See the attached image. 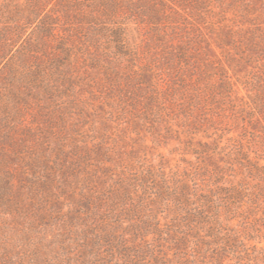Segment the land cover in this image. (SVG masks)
<instances>
[{"label":"trees","instance_id":"trees-1","mask_svg":"<svg viewBox=\"0 0 264 264\" xmlns=\"http://www.w3.org/2000/svg\"><path fill=\"white\" fill-rule=\"evenodd\" d=\"M0 264H264V0H0Z\"/></svg>","mask_w":264,"mask_h":264},{"label":"rangeland","instance_id":"rangeland-1","mask_svg":"<svg viewBox=\"0 0 264 264\" xmlns=\"http://www.w3.org/2000/svg\"><path fill=\"white\" fill-rule=\"evenodd\" d=\"M137 39V38H136ZM139 39V38H138ZM137 39V40H138ZM98 103H99V99L96 101V102H94V104H93V106H94V108H96V106L98 105ZM236 132H235V134H238L239 132H237V130H235ZM89 135H91V134H89ZM173 145L175 146V142L172 144H170V145H168V148H166V149H164V150H162L165 154H167V156L169 157V159H173L172 160V164H175L176 163V160H178V159H180V157H181V154H180V152L181 151H178V152H176L175 154H171L170 153V150L172 149V147H173ZM160 148H158L157 150H156V154L154 155V157H155V160L156 161H158L159 159H160ZM13 168H17V166H15V165H13ZM11 221H9V226H10V229L11 230H13V229H15V225L13 224V222H11ZM5 226H7V224L5 225ZM16 228H18V232H19V234L20 233H23V230H24V228L23 227H21V225H19V227H17L16 226ZM12 232H16V230L15 231H12ZM49 233H51V232H49V229L47 228H42L41 230H39L37 233H35V234H33V232H32V234H31V236H32V238H38L41 242L43 241V240H45V239H47V237H49L50 238V234ZM7 239V238H6ZM19 242H20V240H19ZM28 245V244H27ZM24 246V242L22 241V243H20V244H18V247L19 248H22ZM28 246H30V245H28ZM44 247V246H43ZM16 247H14V249H15ZM29 249H31L32 247H28ZM22 251H24V250H22ZM27 251H28V249H27ZM26 251V252H27ZM17 253H16V257H17ZM27 255H31V254H27ZM31 257H32V255H31ZM17 259V261L19 260L18 258H16Z\"/></svg>","mask_w":264,"mask_h":264}]
</instances>
